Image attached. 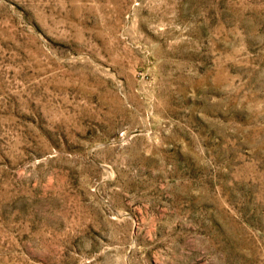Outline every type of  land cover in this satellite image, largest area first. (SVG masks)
<instances>
[{
  "label": "rangeland",
  "instance_id": "1",
  "mask_svg": "<svg viewBox=\"0 0 264 264\" xmlns=\"http://www.w3.org/2000/svg\"><path fill=\"white\" fill-rule=\"evenodd\" d=\"M0 264H264V0H0Z\"/></svg>",
  "mask_w": 264,
  "mask_h": 264
}]
</instances>
